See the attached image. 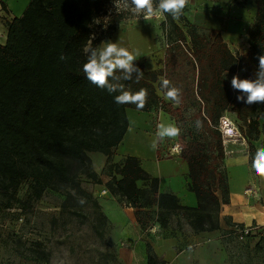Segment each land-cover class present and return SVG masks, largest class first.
I'll return each mask as SVG.
<instances>
[{
  "label": "trees",
  "instance_id": "1",
  "mask_svg": "<svg viewBox=\"0 0 264 264\" xmlns=\"http://www.w3.org/2000/svg\"><path fill=\"white\" fill-rule=\"evenodd\" d=\"M250 1L255 14L246 29L248 49L241 54L232 52L220 30H202L184 14L178 20L163 14L164 66L173 70L186 65V85L181 88L178 107L157 95L160 72L146 70L139 60L135 61L143 71L139 82L136 72L132 80L120 81L125 90H147V103L141 111L159 107L175 123L185 104L196 107L193 117L202 122L200 140L196 148L182 150L189 189L197 199V205L191 207L182 205L173 193L158 192V179L142 168L137 157L128 155L121 165L112 163L111 157L128 128L126 108L136 106L116 104L114 96L119 93L109 94L91 84L82 70L87 61L85 47L98 49L117 24L136 17L130 0L127 8L118 4L125 5L126 0H29L20 16L6 22V41L0 43V197L6 199L4 206L18 201L14 192L28 179L30 199H39L48 188L69 187L85 201H92L98 220L106 222L97 199L77 178L86 174L94 182H102L88 155L101 152L107 156L106 170L111 176L105 182L106 189L125 205L156 203L157 221L162 227L178 216L193 231L218 229L221 206L229 203V186L219 170L224 158L219 118L229 112L240 121L238 129L251 151L250 162L257 149L254 142L264 146V103L238 102L239 92L232 89L230 77L238 74L242 79H254L258 57L264 54V0ZM98 31L106 35L99 36ZM60 55L67 60L61 61ZM161 156L158 147L157 157ZM140 180L147 187H138ZM72 193H66L63 207ZM228 231L233 233L232 228ZM147 264L164 261L149 248Z\"/></svg>",
  "mask_w": 264,
  "mask_h": 264
},
{
  "label": "rangeland",
  "instance_id": "2",
  "mask_svg": "<svg viewBox=\"0 0 264 264\" xmlns=\"http://www.w3.org/2000/svg\"><path fill=\"white\" fill-rule=\"evenodd\" d=\"M118 4L125 7L122 2ZM253 8L250 0H190L183 14L200 29L208 30L214 25L203 22V15L200 14L202 12L217 11L227 20L237 19L242 16L240 13L247 12L249 21L254 17ZM163 19V14L154 17L151 21H144L142 17L126 18L109 34L107 42H111L113 38L112 42H117L119 45L124 42V39L129 46L137 43L142 53L136 59L144 55L147 49L153 48L148 56L141 58L143 62L148 63L149 60L153 61L162 56L156 62L157 65L160 64L157 69L160 72L159 77H165L168 73L172 86L181 89L186 85V80L183 78L186 65L183 64L180 69L172 70L170 67L165 68L163 63L165 42L160 28V22ZM228 29L226 25L219 29L228 46L235 54L243 52L247 48L245 30L233 41L228 34L230 33ZM98 34L104 36L106 32L98 31ZM103 43L105 41H102L98 48L102 47ZM233 76L230 75L231 78ZM195 110L196 107L185 104L176 123L181 128V133L176 138H166L159 145L162 156L169 154L170 147L175 143L181 148V155L186 147L196 148L202 128L197 130L195 127L196 120L193 117ZM225 115L238 127L240 121L234 114L226 112ZM155 121L154 117L153 123ZM254 144L256 148L260 147L259 141ZM222 147L224 158L219 170L228 183L229 200L230 190L235 200L239 197L238 188L244 186L242 189L244 204H236L240 212L249 208L257 212V209L264 208V178L258 176L251 168V151L246 140L242 136L232 138L224 145L222 144ZM106 174L105 165L98 176L100 178ZM77 178L81 187L96 199L95 189H98L102 182H94L86 174H79ZM29 185L28 179L19 184L14 192L18 201H11L9 207L4 206L6 199L0 197V262H6V264H121L118 257L117 234L108 220L104 223L98 220L92 201L86 200L84 204H80L81 197L72 193L73 189L69 187L64 190L48 188L39 199L33 200L28 197ZM247 189L249 193L244 194L243 191ZM67 192H71L73 196L63 207ZM216 192L220 197L223 196L220 188H217ZM224 221L229 228L236 225L232 223L231 217L224 218ZM256 221H252L253 225L258 224ZM168 225L184 227L185 221L178 216H173ZM258 225L260 227V230L257 229L258 232L252 237L242 239L226 229L225 237L219 241V247L214 251L215 254L219 253L220 261H217V264H264V225Z\"/></svg>",
  "mask_w": 264,
  "mask_h": 264
},
{
  "label": "crops",
  "instance_id": "3",
  "mask_svg": "<svg viewBox=\"0 0 264 264\" xmlns=\"http://www.w3.org/2000/svg\"><path fill=\"white\" fill-rule=\"evenodd\" d=\"M0 1L5 3V6H2L0 3V43L4 44L7 36L6 22L20 16L29 0ZM253 9L255 14V6ZM200 14L204 16H209L210 14L216 16V23L214 22L213 28L219 30L226 25L229 27L228 31L230 33L228 34H230L229 36L232 37L233 41L245 30L247 48L238 54L244 53L248 49L246 29L253 18L248 21L247 12L240 13L242 16L237 17V19L228 20L217 11L202 12ZM217 17L221 18V20H217ZM112 40L113 38L111 42ZM119 46L127 48L134 54L136 52L139 55L142 53L141 47L139 48L137 43L129 46L125 39ZM152 49H147L144 55L136 60L143 62L141 58L148 56ZM163 55H165V49ZM161 58L162 56H159L157 59L160 60ZM157 59L153 61L149 60L148 63L143 62L144 68L146 70H157L160 66V64H156ZM171 103L173 107L179 106L173 102ZM126 115L128 118V128L111 157L112 163L114 165H121L126 156L137 157L140 160L142 168L152 177L158 179V192L173 193L178 197L182 205L196 206V196L189 189L188 165L181 152L179 154L173 153L170 147L169 154L166 153L158 158L157 149L152 150L149 147L157 131V125L161 122L175 123L174 118L159 107L157 110L152 111H138L134 108H126ZM154 117L156 118L155 123H153ZM88 155L91 159L92 169L100 175V171L106 165L107 156L101 152H89ZM116 176L118 177V175ZM110 177L108 173L105 176H100L102 183L98 189H95L97 195L95 196L102 212L117 234L118 257L121 264H147L149 248L157 257L164 261V264H217V261H220L218 257L219 253L215 254L214 251L219 247V241L225 237L224 231L229 229L228 225L225 224L224 218L231 217V221L234 224L256 226L257 228H254L252 232L257 229L260 230L258 224L264 225V208L257 209V212L251 208L240 212L238 206H236L238 203L243 205L245 201V198L242 196V189L244 188L242 186L238 188L237 194L239 197H236L234 200L230 190L229 203L221 206L218 229L193 231L187 223H185L184 227L173 225L162 227L157 221L158 207L156 203H152L149 206L132 207L116 199L109 191L106 194H100V190L106 188L105 182ZM137 185L142 188L147 187L146 182L141 180L137 181ZM230 185L232 186L231 183ZM246 191L249 193L248 189L244 190L243 193L246 194ZM253 220H257L256 223L258 224L255 225L254 223L253 225Z\"/></svg>",
  "mask_w": 264,
  "mask_h": 264
},
{
  "label": "clouds",
  "instance_id": "4",
  "mask_svg": "<svg viewBox=\"0 0 264 264\" xmlns=\"http://www.w3.org/2000/svg\"><path fill=\"white\" fill-rule=\"evenodd\" d=\"M190 0H130L131 12L137 18L144 21H151L154 17L162 14H169L174 20H178L184 13V9ZM125 7H128L127 0ZM87 61L83 64V73L87 80L96 87L106 90L109 94L119 93L114 96V101L118 105L134 104L136 109L142 110L147 103L148 92L145 88H140L136 92L125 90L121 80H132V73L136 72V82L143 77V71L136 67L135 61L138 52L135 54L127 48L119 46L117 42H105L100 48L85 47ZM61 61L67 60L65 55H60ZM258 68L255 78H240L234 75L231 79L232 89L239 92L236 96L238 102L247 105L264 103V54L258 57ZM119 72L122 75H117ZM154 87H156L154 85ZM157 95H161L164 100L171 101L176 105L181 103V89L172 86L171 81L163 76L158 78ZM197 130L202 128V122L195 121ZM181 128L175 123L161 122L157 125V131L149 147L156 150L165 139L176 138L180 135ZM251 168L254 172L264 178V146L256 149L251 161ZM86 201L81 198L80 204Z\"/></svg>",
  "mask_w": 264,
  "mask_h": 264
},
{
  "label": "built area",
  "instance_id": "5",
  "mask_svg": "<svg viewBox=\"0 0 264 264\" xmlns=\"http://www.w3.org/2000/svg\"><path fill=\"white\" fill-rule=\"evenodd\" d=\"M218 128L221 132V136H222V143L223 145L231 140L232 138H241V134L239 132L238 127L234 124V122L227 116V115H222L219 118V125ZM171 152L173 153H180L181 152V148L179 147V145L177 143L173 144L171 146ZM107 189L103 188L100 190V194H106L107 193ZM247 193V191H246ZM21 220V218H19ZM254 228H257L256 226H237L234 225L232 230L233 233L238 236V238L242 239L244 238L247 234H249L250 232H252V230ZM0 264H6V262H0Z\"/></svg>",
  "mask_w": 264,
  "mask_h": 264
},
{
  "label": "bare ground",
  "instance_id": "6",
  "mask_svg": "<svg viewBox=\"0 0 264 264\" xmlns=\"http://www.w3.org/2000/svg\"><path fill=\"white\" fill-rule=\"evenodd\" d=\"M207 14V13H206ZM209 15V14H208ZM211 15V14H210ZM202 16V20H203V22L205 23L206 22V24H214V22H215V17L216 16H214V15H211V16ZM217 20H221V18H219V17H217L216 18ZM216 23V22H215Z\"/></svg>",
  "mask_w": 264,
  "mask_h": 264
}]
</instances>
